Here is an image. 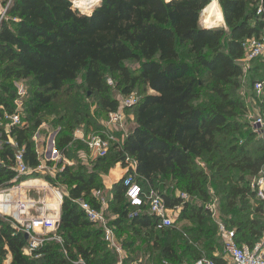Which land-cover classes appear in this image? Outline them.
Returning <instances> with one entry per match:
<instances>
[{
	"label": "trees",
	"instance_id": "trees-1",
	"mask_svg": "<svg viewBox=\"0 0 264 264\" xmlns=\"http://www.w3.org/2000/svg\"><path fill=\"white\" fill-rule=\"evenodd\" d=\"M1 1L7 4L9 0ZM73 1L12 0L9 18H0V65H5L0 77L32 81L35 89L30 108L34 113L71 91L69 83L77 79L81 70L85 71L88 92L102 95L101 105L107 116L120 106V100L110 96L111 85L122 96L142 87L138 92L140 101L132 107L136 119L133 130L98 160L106 162L112 152L117 163H123L126 155L133 157L143 189L153 188L161 193L170 209L183 207L182 219L189 218L188 203L181 196L160 190L159 183L167 178L187 182L190 193L203 194L207 199L195 160L221 150V136L239 133L225 159L242 173L229 190L233 215L225 223L236 229L240 243L255 244L263 235V220L259 206L249 212V202L256 193L245 175H258L264 166V140H258L259 153L253 156L248 147L256 134L244 130L237 120L241 104L228 89L244 74L239 64L244 56V40L264 32V13L257 15V0H218L228 30L201 25V13L212 0H100L88 14L76 8ZM189 56L195 65L187 59ZM129 60L139 62L138 69L127 66ZM263 68L255 63L254 69ZM201 74L204 77L200 78ZM108 75L116 82L109 84ZM206 85L212 86L218 102H196L200 87ZM15 99L13 87L0 83V122L6 115L17 113ZM0 132L4 141L0 150V190H5L15 186L17 173L13 169L15 150L6 143L7 130L0 127ZM9 134L25 149L28 164L37 168L41 161L34 147L35 130L26 124L14 125ZM72 142L69 134L60 141L65 155L69 154ZM216 174L223 178V164ZM62 175L70 182L59 225L66 256L58 254V246L53 243L41 245L32 255H26V233L0 219V264L9 254L11 264H72L77 254L88 260L100 250L78 240L104 235V229L90 221L77 202L85 200L101 208L93 194L100 184L98 175L73 172L70 166ZM24 181L18 178L19 183ZM114 189L118 218L111 225L115 232L130 221L134 228L161 233L155 248L162 259L182 262L184 255L191 254L188 264H193L206 255L219 264H227L216 251L214 237L218 228L208 210L193 211L197 227L188 228L185 236L177 239L174 226L158 230V219L145 210L130 217L123 182H118ZM205 251L207 254H202Z\"/></svg>",
	"mask_w": 264,
	"mask_h": 264
},
{
	"label": "rangeland",
	"instance_id": "rangeland-1",
	"mask_svg": "<svg viewBox=\"0 0 264 264\" xmlns=\"http://www.w3.org/2000/svg\"><path fill=\"white\" fill-rule=\"evenodd\" d=\"M79 5H82L81 1ZM88 8H90V6H88ZM81 10L83 9L81 8ZM0 18H9L7 4L3 3L1 0ZM200 22L203 27L206 26L202 20V13ZM206 27H224L228 30L225 20L222 24H214ZM187 59L195 65L191 56L187 57ZM126 64L133 70L138 69L140 65L139 62L133 60L127 61ZM4 66V64H1L0 70H2ZM254 68L255 65L252 66L250 70H244V74L238 79V82L228 89L229 94L241 104L240 108L237 110V120L242 123L244 130H250L256 134V138L249 143L248 147L253 156L259 153L258 148L260 142L258 143V140H264L262 127L255 125L257 119L262 118L264 120V93L260 94L257 92L254 88L255 83H253L254 80L257 81L264 78V68L257 70ZM108 77L109 80L116 82L113 76L108 75ZM199 77H204V75L201 74ZM0 83L7 84L15 90L16 99L14 103L17 106L16 110L20 113L22 125L26 124L35 130L33 137L34 147L39 160L45 165L39 172L33 170L29 174L20 176V179L22 178V180H25L24 182L40 179L46 183V186H31L26 188V197L40 202L49 197L50 194L55 195L54 197H56V195L59 197L60 194L63 196L68 195L70 182L62 175L66 166H70L73 172H79L80 174L89 175L94 173L98 175V182L100 184L93 190V194L101 203V209L104 211L109 225H111L112 222L118 218L116 211L118 204L114 197V187L121 181L123 173L119 167V163L115 160L114 152L110 154L106 162H99L98 158L88 149L84 142V138L94 133L107 132L115 136V139L111 141L112 146H114L116 142L117 144L122 143L136 124L134 109L127 108L125 110L126 124L123 130L108 126L107 111L104 110L101 105L102 95L88 92L84 70L80 71L75 81L69 83L68 87L72 89L71 91L62 93L50 105L41 107L36 113L30 108V100L33 98V91L35 89L30 79L7 80L0 77ZM111 87L110 96L116 97L121 101L123 96L120 91L116 89L114 85H111ZM140 90H142V87L141 89L135 90L134 93L138 95ZM199 90L200 97L196 101L197 103H212L214 101H219V98L212 91V86L206 85L202 88L200 87ZM8 116L11 115H6L2 119L0 127H4L6 130L10 131L9 125L11 119ZM67 134L72 135L73 142L68 146L69 154L65 155L60 150L59 143ZM238 135L240 134L236 133L228 136H221L219 138V142L222 146L221 150H218L214 155H206L205 157L195 160L196 168L202 173L200 182L207 194V199L204 198L203 194L197 192L190 193L187 182H176L171 178H167L159 183L160 190L166 193H173L176 196H181L188 203L190 208L187 212L189 218H181L183 207H178L173 214L175 220L173 226L174 230H176L175 236L177 239L179 236H185V230L188 228L197 227V222L194 217H192L193 211H197L199 208L206 209L211 214L213 224H216L218 228L214 237L217 245L216 251L218 255L220 254L225 257L227 264H230V260L224 250V241L219 231V223H225V221L233 215L229 205V190L242 176V173L238 169L231 167L229 163L225 161L228 149L236 144L237 139H235L234 136ZM240 141L244 140L240 139ZM1 149L2 148H0V150ZM220 164L224 165L223 178H220L219 175L216 174ZM245 176L250 181L251 187V183L258 175L253 176L248 173ZM48 178H51V181H48ZM16 180L18 182V178ZM17 182L15 183L16 186H21V184L24 183ZM249 203L252 206V208L249 209L250 213L253 212L254 208L261 206V201L257 194L255 199L250 200ZM43 207L44 205L39 203L35 209L31 210L29 217H37L43 214L47 216L55 215V212L51 211L52 209H42ZM136 211L138 210L135 208L130 209L131 213ZM252 215L253 213L251 216ZM97 225L99 226V224ZM116 232L114 240L115 245L107 241L104 235L100 238L92 237L87 239L80 237L78 240L84 246H91L94 249L99 248L100 250H96L88 260L80 254H77V259L72 260V264H98L100 261H104L105 264H132L134 261H140L143 264L191 263L189 258L191 254L184 255L181 259L182 262L162 259L160 253L155 248V245L158 244L157 239L162 238L159 232L156 233L149 230L134 228L130 221L125 222L123 227H119ZM40 238L42 240L40 246L46 243L56 244L58 246L57 253L61 254V256H66L64 251L65 242L63 241L61 231H59V226L55 230L41 232ZM127 246L131 248L132 251L127 250L126 255L123 253V250L120 251L119 248H125ZM205 253L206 251L202 254ZM11 262L12 256L9 254L4 264H11Z\"/></svg>",
	"mask_w": 264,
	"mask_h": 264
},
{
	"label": "built area",
	"instance_id": "built-area-1",
	"mask_svg": "<svg viewBox=\"0 0 264 264\" xmlns=\"http://www.w3.org/2000/svg\"><path fill=\"white\" fill-rule=\"evenodd\" d=\"M76 1L77 0L73 1V3L76 8L79 9ZM11 2L12 0L8 1L7 7H9ZM257 5V15L262 16L264 13V0H257ZM243 48L244 56L239 60V64L242 66L243 71L250 70L255 63H260L264 67V32L259 36H252L245 39ZM108 82L109 84H113L112 80H108ZM254 88L260 94L264 93V78L257 80ZM139 101L140 97L135 93L123 96L118 110L109 113L107 125L111 128L123 130L126 124L125 110L136 106ZM8 117L11 119L10 128L14 125H22V118L19 112ZM255 125L262 127L264 132V120L262 118L257 119ZM9 133L10 131L7 130L8 140L6 143L10 144L15 150L13 169L17 173L16 179L31 173L33 170L36 172L41 171L45 165L41 163L37 168H31L25 159V149L20 147ZM2 138V133L0 132V148L4 144ZM114 139L115 136L107 132L94 133L84 138V142L96 158H103L109 154L112 147L111 141ZM115 144H117V142ZM119 167L123 173L121 181L125 187L126 198L130 207L138 210L130 213V217L134 216L137 212L145 210L151 216L158 219V230H164L173 226L175 223L173 214L177 208H168L164 197L155 189L151 188L149 191L143 189L136 172V160L130 155H126L124 162L119 163ZM16 179H14L13 182H15ZM19 187L20 186L15 185L12 188L0 190V219L9 222L15 230L24 232L29 236V246L24 249V253L26 255H32L33 250L39 247L42 241L40 233L47 230H55L60 225V217L47 216L46 214L32 218L29 217L31 210L35 209L38 203L36 201L35 203H29L30 208L28 209L26 202H23L20 198H13L11 191ZM251 188L255 190L261 201L260 210L264 221V166L261 168L256 179L251 183ZM63 199L64 196L60 194V203H62ZM77 202L80 208L85 212L87 218L99 224V226L104 229V238L115 245V229L109 225L104 211L101 208L98 209L94 207L85 200H78ZM219 231L221 232L225 253L230 260V264H264V229L262 237L253 245L240 243L237 240L236 229L229 227L226 223H219ZM132 264L143 263L134 261ZM193 264L219 263L215 259L204 255Z\"/></svg>",
	"mask_w": 264,
	"mask_h": 264
},
{
	"label": "bare ground",
	"instance_id": "bare-ground-1",
	"mask_svg": "<svg viewBox=\"0 0 264 264\" xmlns=\"http://www.w3.org/2000/svg\"><path fill=\"white\" fill-rule=\"evenodd\" d=\"M80 1L82 2L83 5V6L79 5L80 8H82L85 11H91V7L100 0H80ZM88 6H90V8H88ZM202 20L206 26H211L214 24H222L224 22L223 11L218 0H213L212 3L203 10ZM31 186H46V183L44 181H41L40 179L30 180L22 183L19 188H16L13 191H11L12 192L11 195L13 196V198H20V200L27 203L28 209L30 208L29 203H35L33 199H29L25 195V189ZM54 196L55 195L50 194L49 197H47L45 200L40 201V204L44 205L43 207L44 209L50 208L52 210L59 211L60 200L57 195L56 197Z\"/></svg>",
	"mask_w": 264,
	"mask_h": 264
},
{
	"label": "crops",
	"instance_id": "crops-1",
	"mask_svg": "<svg viewBox=\"0 0 264 264\" xmlns=\"http://www.w3.org/2000/svg\"><path fill=\"white\" fill-rule=\"evenodd\" d=\"M38 204L40 203V202H37ZM62 203H63V201H62ZM62 203H60V211L58 212L57 210H51V211H54L55 212V215H53V216H55V217H60V219H61V206H62ZM44 209V208H43ZM129 247L127 246V247H121L120 248V251L121 250H123V253H125L126 255H127V250H130V251H132V249L131 248H129ZM11 255V254H10ZM12 256V255H11ZM140 258H142V257H140ZM141 260V259H140ZM142 261V260H141Z\"/></svg>",
	"mask_w": 264,
	"mask_h": 264
},
{
	"label": "water",
	"instance_id": "water-1",
	"mask_svg": "<svg viewBox=\"0 0 264 264\" xmlns=\"http://www.w3.org/2000/svg\"><path fill=\"white\" fill-rule=\"evenodd\" d=\"M168 1H171V0H168ZM99 2H100V1L96 2V3L92 6L91 11L96 7L97 4H99ZM79 9L81 10V8H79ZM91 11H90V12H91ZM81 12L83 13L84 11L81 10ZM90 12H84V13L88 14V13H90ZM204 27H205V28H212V27H206V26H204ZM119 182H120V181H119ZM60 221H61V219H60ZM27 238H29L28 235H27Z\"/></svg>",
	"mask_w": 264,
	"mask_h": 264
}]
</instances>
